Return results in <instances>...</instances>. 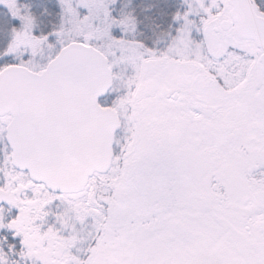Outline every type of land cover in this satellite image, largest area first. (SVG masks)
<instances>
[{
    "label": "snow or ice",
    "instance_id": "6c2138e0",
    "mask_svg": "<svg viewBox=\"0 0 264 264\" xmlns=\"http://www.w3.org/2000/svg\"><path fill=\"white\" fill-rule=\"evenodd\" d=\"M0 264H264V0H0Z\"/></svg>",
    "mask_w": 264,
    "mask_h": 264
}]
</instances>
